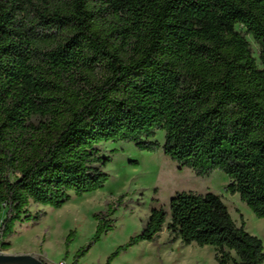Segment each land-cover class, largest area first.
<instances>
[{
	"label": "trees",
	"instance_id": "trees-1",
	"mask_svg": "<svg viewBox=\"0 0 264 264\" xmlns=\"http://www.w3.org/2000/svg\"><path fill=\"white\" fill-rule=\"evenodd\" d=\"M119 141L162 148L197 176L223 172L264 218V0H0V250L41 218L32 203L60 209L102 189L99 146ZM165 227L219 264H264L263 241L213 192L154 207L106 264ZM112 229L99 223L81 255Z\"/></svg>",
	"mask_w": 264,
	"mask_h": 264
},
{
	"label": "rangeland",
	"instance_id": "rangeland-1",
	"mask_svg": "<svg viewBox=\"0 0 264 264\" xmlns=\"http://www.w3.org/2000/svg\"><path fill=\"white\" fill-rule=\"evenodd\" d=\"M247 39L260 64L259 46L251 36ZM156 140L163 145L164 134L158 132ZM99 148L103 156L111 158L103 169L108 174L105 186L82 196L71 193L70 201L60 209L32 203L29 210L34 215L41 213V218L18 222L9 239L11 248L0 253L42 255L49 264H106L120 247L141 234L154 207L170 213L171 199L180 192L219 195L236 224L244 222L246 231L264 244V218L256 217L238 194L227 191L230 180L223 172L197 176L171 160L162 148L152 152L123 141L104 142ZM3 218L1 214L0 226ZM110 220L113 229L81 255L92 243L98 224ZM216 255L210 246L172 241L165 227L156 242L131 246L111 264H219Z\"/></svg>",
	"mask_w": 264,
	"mask_h": 264
},
{
	"label": "water",
	"instance_id": "water-1",
	"mask_svg": "<svg viewBox=\"0 0 264 264\" xmlns=\"http://www.w3.org/2000/svg\"><path fill=\"white\" fill-rule=\"evenodd\" d=\"M0 264H49L31 254L12 255L0 253Z\"/></svg>",
	"mask_w": 264,
	"mask_h": 264
},
{
	"label": "built area",
	"instance_id": "built-area-1",
	"mask_svg": "<svg viewBox=\"0 0 264 264\" xmlns=\"http://www.w3.org/2000/svg\"><path fill=\"white\" fill-rule=\"evenodd\" d=\"M61 264H64V263H61Z\"/></svg>",
	"mask_w": 264,
	"mask_h": 264
}]
</instances>
